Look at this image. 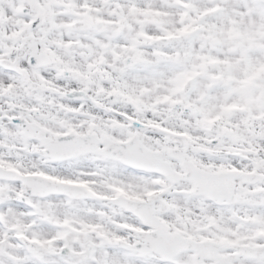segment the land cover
Wrapping results in <instances>:
<instances>
[{"label": "snow or ice", "instance_id": "6c2138e0", "mask_svg": "<svg viewBox=\"0 0 264 264\" xmlns=\"http://www.w3.org/2000/svg\"><path fill=\"white\" fill-rule=\"evenodd\" d=\"M0 264H264V0H0Z\"/></svg>", "mask_w": 264, "mask_h": 264}]
</instances>
